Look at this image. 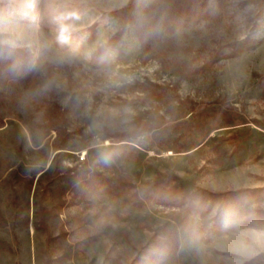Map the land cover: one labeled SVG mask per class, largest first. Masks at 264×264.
Instances as JSON below:
<instances>
[{"label":"rangeland","instance_id":"rangeland-1","mask_svg":"<svg viewBox=\"0 0 264 264\" xmlns=\"http://www.w3.org/2000/svg\"><path fill=\"white\" fill-rule=\"evenodd\" d=\"M0 264H264V0H0Z\"/></svg>","mask_w":264,"mask_h":264},{"label":"clouds","instance_id":"clouds-1","mask_svg":"<svg viewBox=\"0 0 264 264\" xmlns=\"http://www.w3.org/2000/svg\"><path fill=\"white\" fill-rule=\"evenodd\" d=\"M65 42L63 37L59 38V43L63 44ZM72 58L69 54L67 53H56L52 59L57 61V62H63L66 59H70ZM31 70H40L43 67V62H37V61H33L30 65H29Z\"/></svg>","mask_w":264,"mask_h":264}]
</instances>
